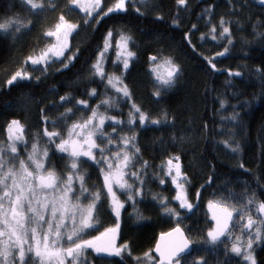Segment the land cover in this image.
Returning a JSON list of instances; mask_svg holds the SVG:
<instances>
[{"label":"trees","instance_id":"trees-1","mask_svg":"<svg viewBox=\"0 0 264 264\" xmlns=\"http://www.w3.org/2000/svg\"><path fill=\"white\" fill-rule=\"evenodd\" d=\"M148 4L149 7H143V0H126L125 10L102 15L89 28L77 56L67 68L53 69L39 79H18L0 88V141L7 140L6 126L12 119L20 120L26 128L29 125L27 129L31 132H34L32 127L39 132L45 127L52 131L53 126L42 119L41 109L46 110L44 114L51 120L64 112L65 108L72 107L77 99L88 100L91 107L86 110L91 111L106 96L116 95L115 89L107 85V76L103 80L94 76L90 71L91 65L110 28L115 30V38H118L121 29L133 36L134 44L130 45L137 57L130 61L129 69L123 73L132 100L121 98L117 108H99L106 115L117 116L126 122L131 103L134 102L149 116V123L145 126L139 125L137 116L134 129L141 152L133 171L144 160L152 165L148 170L149 182L144 189V202H139L140 198H137L135 205L145 219L138 220L132 202L126 200L118 241H128L132 255L125 253L124 264H135L132 257L153 248L157 235L175 226V220L164 218L161 210L152 202L153 193L170 198L173 192L169 177L165 178L164 184H160L159 179L151 175L169 155L181 156L183 171L191 182L190 198L196 207L191 211H180L185 217L181 222L182 227L194 239L206 235L212 223L207 203L217 199L225 190V185L238 197L247 191L248 195L255 193L257 202L264 199V78L255 71L257 68L264 70V35H257L264 33V3L259 0H187L185 6L178 5L177 0H148ZM136 7H141V12H136ZM23 12L22 0H0V22L5 16ZM221 17L231 21L226 26L230 28L234 43L227 53L218 56L216 54L223 51L228 41L213 40L210 29L215 24L219 37L222 31ZM174 18H178V24L172 23ZM209 20L210 24L207 23ZM193 24L197 26L195 29ZM36 32L37 29L16 40L10 34L0 33V72L10 68L20 55L43 44V33L37 41ZM185 33L189 34L187 38ZM161 49L165 55L174 58L181 73L176 85L157 97L153 95L155 84L148 57ZM207 58L216 64L215 69H212ZM104 62L103 59L107 73L121 74L120 65H110V59ZM237 71L241 73L240 76L235 75ZM93 88L97 89V94L90 98L89 92ZM66 93H71L72 104L52 107L53 104H62L59 98ZM22 96L31 99L28 108L16 105ZM221 99L225 101L223 108ZM81 108L85 106H79ZM164 111L168 114L167 121L162 115ZM233 112L239 114L238 122L228 120ZM76 117L71 116L68 124ZM153 118H160L162 123L151 124ZM105 123L108 125L105 131L108 132L114 122L106 120ZM204 124L208 126L207 132L203 129ZM61 126V133L66 135V128ZM55 130L60 131L57 127ZM229 130H234L236 139L242 142L240 154H232L220 143L228 138ZM56 143H59L58 139ZM51 152L54 153L51 160L58 169L63 170L66 161L61 157L66 154L56 151L55 144L51 145ZM96 154L99 156L98 151ZM92 163L90 161L89 165L83 166L90 171L87 181L90 186L94 183L97 185L101 179L99 167H90ZM241 163L243 168L240 167ZM160 175L163 176V173ZM209 176H214L211 182ZM198 189L201 191L199 199L196 197ZM256 211L253 206L252 213ZM106 212L107 206L101 205L100 213ZM233 232L239 234L240 228H234ZM203 255V251L194 250L190 259L195 261ZM255 255L257 264H264V243L256 245ZM224 259L223 245L217 254H208V264H217L218 260L223 264ZM119 261V257L108 258L89 250L88 264H118ZM230 264H244L243 258L233 254Z\"/></svg>","mask_w":264,"mask_h":264},{"label":"snow or ice","instance_id":"snow-or-ice-1","mask_svg":"<svg viewBox=\"0 0 264 264\" xmlns=\"http://www.w3.org/2000/svg\"><path fill=\"white\" fill-rule=\"evenodd\" d=\"M186 3L187 0H177L178 5L186 6ZM261 3H264V0H261ZM68 5L70 12L71 5L80 8L84 13L83 24L87 27L91 23L89 18H96L93 13L101 7V0H68ZM22 6L35 15L36 12L45 10L55 11L56 3L50 0L46 5L44 0H22ZM142 6L149 7L148 0H143ZM125 9L126 0H115V3L107 8V12L102 14L107 15ZM135 11L141 12V7H136ZM172 23L178 24V18H174ZM207 23L210 24L211 20ZM229 23L231 21L221 17L222 31L219 32V37L216 35L215 24L210 29L213 40L228 41L223 51L216 54L218 56L227 53L234 43L230 28L226 26ZM31 24V20L25 24L19 18V14L5 16L0 22V32L7 34L14 30L15 38L22 29L30 30ZM79 27V22L70 21L61 12L54 25L43 33V38H52L53 42L43 48H33L25 57V64L30 61L32 66L44 65L40 69L42 72H47L48 68L57 62L61 63L63 68H67L79 51L66 55L65 50L69 49V36L78 32ZM192 27L195 29L197 26L193 24ZM114 32L115 30L110 28L104 36L103 46L99 48L90 71L102 80L107 76V85L115 89L116 95L106 96L100 104L91 108V113L86 119L81 117L71 124H68V120L79 110V106L91 107L88 100L77 99L72 107L65 108L64 112L58 113L51 120L44 114L46 110L41 109L42 119L46 124L50 123L53 130L49 131L47 127L43 129L45 144L42 151L41 136L37 132L31 151L27 152V160L19 158L17 146L18 142L23 141L27 150L25 125L18 119H12L6 126L7 143L0 141V264H29L30 260L33 264L37 261L38 264H88L89 250L96 254H106L108 258L119 257L118 264H124L125 253L128 256L132 255L131 244L128 241L123 244L117 243V236L122 230L121 209L126 203L120 196L126 194L127 201L133 204L136 218L145 219L135 205L138 202L137 198H140L139 202H144V189L149 182L148 170L152 165L144 160L135 171L129 172V169L136 167L140 160L141 150L138 147V134L134 131L135 121L138 116L139 125L145 126L149 123V116L134 102L131 103L126 122L117 116H108L105 112L99 111L100 107L117 108L121 98L132 100V93L124 82L123 73L129 69L130 61L137 57V53L130 48V44H134V39L123 29L119 31V38L115 39ZM188 35L185 33L186 38ZM201 38H204L203 34ZM113 39L116 48V60L113 63L117 66L122 63L123 66L120 75L115 72L107 73L102 63L112 46ZM207 59L212 69H215L216 64L212 63L211 58ZM148 61L151 75L154 77L153 95L159 97L176 85L181 69L172 56L164 54L163 49L156 54H150ZM23 68L22 64L21 68L10 76L7 80L9 85L18 79L31 76V73L22 70ZM255 71L264 78V70L257 68ZM235 75L240 76L241 73L237 71ZM96 94L97 89L93 88L89 92V97ZM59 100L63 103L53 104L52 107L72 104V95L66 93L60 96ZM220 104L223 108L225 101L221 99ZM162 115L164 121H167V112L164 111ZM239 119V114L235 112L228 117L232 122H238ZM106 120L114 122L111 132L105 131L108 127ZM61 122L66 128V135L55 130ZM150 122L158 125L162 120L153 118ZM124 127H128L132 135H117L118 129L122 130ZM207 127V124L203 125L205 132ZM57 139L59 143H56ZM220 143L232 154L242 152V142L236 139L234 130H229L228 138L221 140ZM52 144H55L56 151L66 154L61 157L66 161L63 170L58 169L56 163L51 160V156L54 155L51 152ZM113 146L117 151H112ZM97 151L99 156L96 154ZM90 161L93 162L90 167H99V174L103 180L99 187L95 183L87 186L90 171L83 166L89 165ZM240 167H244L243 163ZM151 175L159 179L160 184H164L167 177L171 179L175 189V195L171 200L167 196L153 193L152 202L161 210L164 218L175 220V226L159 234L154 249L149 248L140 256L132 257L135 264H208V254H217L221 245L224 246L225 255L223 264H230L233 254L242 257L244 264H257L255 247L259 243H264V199L257 202L255 193L248 195L247 191L238 197L225 185V190L217 199L208 201L212 223L207 228L206 235L194 239L181 224L185 217L180 210L191 211L196 207L190 198L191 182L183 171L181 156L169 155L156 166ZM129 177L132 182H129ZM213 179L214 176L208 178L209 182ZM77 180L80 195L74 190V182ZM200 195L201 191L198 189L197 199ZM72 197H75V200ZM82 197L89 202L84 204ZM172 201L178 202V207L171 206ZM105 203L110 213L115 215V224L107 227H103V221L99 217L101 205ZM253 206L257 210L255 214L252 213ZM101 227L103 231H98ZM236 227L240 228L239 234L233 232ZM93 231L97 234L90 235ZM194 250L203 251L205 255L193 261L190 257ZM154 254H158V257ZM217 264H220L219 260Z\"/></svg>","mask_w":264,"mask_h":264},{"label":"rangeland","instance_id":"rangeland-1","mask_svg":"<svg viewBox=\"0 0 264 264\" xmlns=\"http://www.w3.org/2000/svg\"><path fill=\"white\" fill-rule=\"evenodd\" d=\"M261 2V0H259ZM50 2V0H44V3L47 5ZM54 2L56 3V8L55 11H51V10H45L42 12H36L35 15H33L31 12H29L27 9L24 8V12L19 14V18H21L25 24L28 23V20L32 21V24L30 25V30L22 29L20 33L16 34V37H13V31H9L7 34H10V36L13 39H19V38H24L25 36H27L28 34H31L33 32V30L37 29L36 37H37V41H38V36L41 35L42 33H44V31L51 27L52 25H54L56 19L58 18L59 14H61V12H63L66 16L67 19H69L70 21L76 23L79 22L80 27L78 32H74L72 35L69 36V49L65 50L66 51V55H71L72 52H77V50L80 48V46L83 44V42L85 41V38L88 34L89 28L95 23V21L97 19H99L103 14V12H107V8L112 6L115 3V0H101V7L96 9L95 12L93 13V16H95V19L89 18L91 20V23L85 27L83 24V20H84V13L80 10V8L76 5H71V9L72 11H69V5H68V0H54ZM99 14V15H98ZM3 33V32H0ZM4 34V33H3ZM119 38V36H118ZM115 38V39H118ZM115 39H113L112 41V46L109 48L104 60L105 62H107L108 59H110V65L114 64L113 62L116 60V48H115ZM43 44H38L37 47L35 48H43L45 47L47 44L53 42L52 38H44L43 39ZM131 48V45H130ZM132 49V48H131ZM32 52V50L29 51V53L27 54H22L20 55V57L16 60V62L8 69L3 70L0 72V88L4 87L7 84V80L10 78V76L19 68H21V65H24V68L22 70H26L29 73H31L32 78L37 79V77H42L44 74H46L47 72L52 71L53 69L56 68H60L62 67L61 63L57 62L55 64H52L51 67L48 68L47 72H42L40 69H42L44 67V65H40V66H32L31 62L28 61L25 64V57L27 55H29ZM112 55V58H111ZM104 62V63H105ZM118 65L121 66V68H123L122 63H119ZM117 66V65H116ZM107 70V68H106ZM111 70V69H110ZM46 99V98H45ZM105 99V98H104ZM30 102L31 99L29 97H20L17 102L16 105L20 108H28L30 106ZM91 113L90 110H86V108H81L79 110L76 111L75 113V117L76 120L80 119L81 117L86 119L87 116ZM73 121H71L72 123ZM70 123V124H71ZM23 124V123H22ZM63 122H61L60 125L57 126V128H59L60 132L62 131V126ZM29 128V125L28 127ZM25 126V135L27 136V150H25V146L23 145V141L18 142V151L20 153V157L19 158H24L25 160H27V152L31 151V146L33 143V139L35 137V135L37 134L38 129H36L35 127H32V130H34V132L29 131V129H27ZM112 128L110 129L111 132ZM129 131L128 128L124 127L122 130L118 129V133L117 135H132L131 131L129 132H125ZM40 136H41V140H40V148L41 151L43 150V146H44V138H43V131L39 132ZM6 138H7V132H6ZM5 144L7 143V140L4 142ZM112 151L115 152L117 151V149L113 146ZM111 153H106V155H110ZM17 158V162H16V166L18 167V159ZM133 171V168L131 170H129V172ZM66 178V177H65ZM170 178V177H169ZM10 182V181H9ZM129 182L131 181V178L129 177ZM171 182V179H170ZM103 180H102V176L101 179H99L97 181V186L99 187L100 185H102ZM172 184V183H171ZM87 186H90L87 182ZM174 187V186H173ZM74 190L76 191L77 195H80V191H79V181H75V188ZM119 195V192H118ZM175 195V189H173L172 194L170 195L169 200H171V197ZM122 201H126L127 197L126 194L120 196ZM73 200H75V197H72ZM125 199V200H124ZM82 202L84 204H87L89 201L87 199H83L82 197ZM104 206H107V203L103 204ZM171 206L173 207H178V202L172 201ZM108 208V206H107ZM125 208V207H124ZM124 208L121 209V217L124 211ZM207 210L211 219V213L209 211L208 208V203H207ZM105 216H108L105 218ZM99 217L102 219L103 221V227H107V226H111L115 224V215L113 213H110V209L108 208V213H100L99 212ZM46 227V226H45ZM103 227L99 228L98 231H103ZM97 232L93 231L90 233V235H96ZM88 238V237H85ZM119 239V234L117 236V243L118 244H123V243H119L118 241ZM66 246V245H65ZM99 255H106V254H99ZM91 256V255H90ZM30 264H33V261H29ZM36 264H38V261L36 262Z\"/></svg>","mask_w":264,"mask_h":264},{"label":"water","instance_id":"water-1","mask_svg":"<svg viewBox=\"0 0 264 264\" xmlns=\"http://www.w3.org/2000/svg\"><path fill=\"white\" fill-rule=\"evenodd\" d=\"M169 230V229H168ZM168 230H165V231H168ZM162 232H164V231H162ZM161 233V232H160ZM159 233V234H160ZM159 234L157 235V237L156 238H158L159 237ZM154 245H155V243H154ZM154 245H153V249H154ZM190 247H192V246H190ZM154 255H156L157 257H158V254H154Z\"/></svg>","mask_w":264,"mask_h":264}]
</instances>
